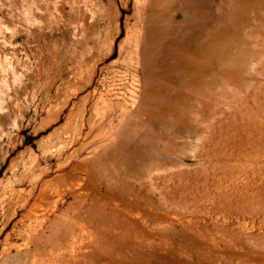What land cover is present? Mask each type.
<instances>
[{
    "label": "rangeland",
    "instance_id": "obj_1",
    "mask_svg": "<svg viewBox=\"0 0 264 264\" xmlns=\"http://www.w3.org/2000/svg\"><path fill=\"white\" fill-rule=\"evenodd\" d=\"M153 1L0 0V264L31 263L19 219L35 200L21 207L17 193L28 198L37 160L45 180L88 168L95 264H264V0H238L234 17L231 0H195L215 54L183 85L144 52ZM184 1L157 6L181 25ZM161 83L162 99L182 94L148 126L143 97L158 111ZM52 200L34 210L62 218L75 204L71 192Z\"/></svg>",
    "mask_w": 264,
    "mask_h": 264
},
{
    "label": "bare ground",
    "instance_id": "obj_2",
    "mask_svg": "<svg viewBox=\"0 0 264 264\" xmlns=\"http://www.w3.org/2000/svg\"><path fill=\"white\" fill-rule=\"evenodd\" d=\"M157 1L160 2L161 0H157ZM157 1H155V4L153 1L154 5H153V9L151 10V17L148 18L149 24L147 27V37L153 41L152 46L146 45L144 52L147 55L150 53L152 55H155L157 52V54L160 56L159 60L157 61V63L159 64V68L171 71L173 73L180 74L181 77L179 79L176 80V77L174 78L173 76H172V79L174 82H176V83L180 82L179 84L183 85V83L184 84L186 83V82H184V80L188 76L190 78H193L195 75L203 73V71L205 70V68L207 66L208 60L213 59L212 57H213V53L215 51V46H214V42H213L214 37H208L209 39H207V40H202L201 39L202 37H199L200 35H202V34H199L201 32L200 28L203 26H201V22L198 21V19L203 17L204 11L203 12H202V10H201V12L199 11L195 0H186L183 3L181 2L182 4L180 3L177 7H175L176 9H178L177 13H181V15H182L181 25L175 23V21H174L175 19H174L172 12H171V9L169 11L164 10L163 8L160 9L161 6L158 7L160 4ZM230 3H231V6L233 7L231 12H233V17H234L236 9H237V5H238V0H233V1L231 0ZM166 7H167V5H166ZM236 14H237V12H236ZM189 28L190 29H197L198 30V32H197L198 36L196 35L197 33L195 34V36L187 35L185 33V29H189ZM215 37H216V35H215ZM206 60H207V62H206ZM191 80L192 79H190L189 82H191ZM194 81H195V79H194ZM221 82H223V81H221ZM225 82H227V81H225ZM149 84L150 83H149L148 79H146L145 85H144L145 90L148 88ZM163 90L164 89H163L162 83L157 85L153 90V92H154L153 98L150 99L151 104L155 108H157L158 111H155V112H154V110L152 111V109H150L149 106L147 105V101L149 100L148 94L144 95V97H143V103L142 104H144L143 105L144 107L147 106V108H148V110L145 111L143 116L144 117L147 116V118H149L150 121L147 120V121H149L148 126L151 124V120H154V122H156L158 124V123H160V120H162L164 116L169 115V112H170L169 109H171V111H172L175 108V106H174L175 102L177 101V99L179 101L180 94H182L181 92L179 93V91L177 92V90L173 89L171 92L172 95L166 101V100L161 98ZM102 97L103 96H100L99 100H102ZM184 102H186V101H184ZM143 106H141V108H143ZM123 107H121V108L123 111H125V108H123ZM142 111H141V113H142ZM98 112H99V110H98ZM104 114H106V113H104ZM95 118H97V117L95 116ZM93 120H95V119H93ZM147 121L145 122L146 124H147ZM113 122H114V119L111 118L109 120V123L111 124L112 127H113ZM107 127L110 128L109 126H107ZM247 128L249 129V127H247ZM109 131L111 132V130H109ZM249 132H250V130H249ZM91 133H92V130H91V132L89 131V133H87L86 136L89 137V135H91ZM145 133H147V132H145ZM100 135H101V133H100ZM247 135L246 136L249 137V134H247ZM143 138H145V137H143ZM143 138L142 139L140 138V141L143 140ZM259 139H261V138H259ZM248 141H250V140H248ZM261 142H263V141L261 140ZM85 145L86 144H82L81 147H84ZM136 147H137V150H140V151L142 150L141 144L139 142H138V144H136ZM136 147H135V149H136ZM140 147H141V149H140ZM146 151L148 152V150H146ZM118 152H119V150L116 151V153H118ZM137 152L139 154L142 153L139 151H137ZM138 156L139 155H137V157ZM261 157H263V156H261ZM249 158H250V156H249ZM107 160L110 161L109 159H107ZM138 160H139V158H138ZM143 163H144V161H143ZM247 165H249V164H247ZM260 166H261V163H260ZM66 167L67 166L60 165L58 168H60L62 170V173L56 178H52V179L49 178L50 180H45L44 177L46 176L49 168H51V167H48L46 169H41L38 160H37V162L35 161L30 172H28V174H26L27 176H30V175L32 176V188L29 191V195L27 194V196H26L28 198H25V191L24 190H21L20 192L17 193L19 195L17 198L19 199V197H20V199L23 200V202L21 203L22 204L21 207H27L31 198H33L35 200L34 203L32 205H30L31 207L29 206L30 209L22 216V218L19 219V224L23 228L22 233H23V235L26 236L27 244L29 245V247H28L29 251L32 252L30 264H95V262H94V245H95L96 239H98V236L101 232V229L99 230V228H98L99 232L98 231H97L98 233L96 232V229L94 227V222H93L94 218L92 217V214H91L93 209H91V207L89 205V203L91 201V194L89 191H91V189L89 190V188L87 186V181L89 180L90 172H89L88 168L82 164H79V165L75 164L69 171H64V169ZM37 171H39L38 174H36ZM78 173H80L81 176H79ZM112 178H114V177H111L110 181ZM108 179H109V177H108ZM96 181H98V180H96ZM113 183H115V181ZM67 192H71L74 194L75 204L73 206L71 205V208H72L71 211L68 210L67 213L62 212V213H64V217L60 218V217H58L59 215L55 216V213H54L55 218L51 219L50 216H47L44 212H42V211L39 212L38 210H34L37 208L36 207L37 204H39L38 206H40L39 202H46V201H50L52 199L55 202V208H58L57 204H58L59 200ZM107 199H109V198H107ZM97 200L98 201L100 200L99 197ZM101 202L106 203V201H104V200L103 201L101 200ZM99 204H100V202H99ZM116 204H118V203H116ZM115 206H116L115 211H117L118 216H120L121 215V213H120L121 211L119 209L120 207L118 205H115ZM9 208H10V205H9ZM39 208H42V207H39ZM102 208H103V206H102ZM152 209L153 208H151L149 210H152ZM135 213H137V212H135ZM141 214L142 213H139V215H141ZM115 217H117V216H115ZM115 217H113V219H115ZM117 218L119 219V217H117ZM101 221H103V220H101ZM104 222L106 223L107 221H104ZM112 224L114 225V223H112ZM106 227H109V225ZM121 228H122V225L119 223H115V226H112V230H110V232L113 233V238H115L114 234L116 236L122 237V235L124 233L122 232ZM48 231L52 232L53 234H55V232L57 233L58 236L55 238V240L51 241V240L47 239L46 233ZM107 233L108 232H106L105 234H107ZM53 234H51V235H53ZM105 234H103L102 236H104ZM53 236L55 237V235H53ZM105 236H107V235H105ZM108 236H109V233H108ZM125 238H126V236H125ZM102 239L104 240V238H102ZM116 239H118V238H116ZM98 240L101 241V239H98ZM99 241H97V243H99ZM105 241H106V239H105ZM108 241H110V239H108ZM118 241H120V240H118ZM100 244H101V242H100ZM100 244H98V245H100ZM143 246H144V244H143ZM103 247H104V245H103ZM106 248H104V250ZM142 249H144V248L142 247ZM30 252H28V253H30ZM120 253H122V252L120 251ZM110 263H111V261H110Z\"/></svg>",
    "mask_w": 264,
    "mask_h": 264
}]
</instances>
